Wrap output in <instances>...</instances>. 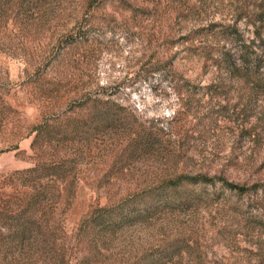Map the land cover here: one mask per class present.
Wrapping results in <instances>:
<instances>
[{"label": "rangeland", "instance_id": "374dc122", "mask_svg": "<svg viewBox=\"0 0 264 264\" xmlns=\"http://www.w3.org/2000/svg\"><path fill=\"white\" fill-rule=\"evenodd\" d=\"M262 12L0 0V212L34 224L0 226V264H264V86L215 62L264 58Z\"/></svg>", "mask_w": 264, "mask_h": 264}, {"label": "trees", "instance_id": "16d2710c", "mask_svg": "<svg viewBox=\"0 0 264 264\" xmlns=\"http://www.w3.org/2000/svg\"><path fill=\"white\" fill-rule=\"evenodd\" d=\"M264 24V12L257 14V19ZM215 62L220 63L219 65L224 67L227 73H229L231 76L242 80L247 83L253 84L255 87L258 86H264V58L255 52L253 53L249 47H245V51H242V53L238 57V61L234 59V57L230 56L229 54H222L220 59L216 60ZM35 170H29V173H34ZM218 179L216 178H209L208 176H198V177H184L179 180V182H185L188 184L196 185V184H205V185H215L216 181ZM220 180V179H219ZM223 181V187L226 188L229 191L235 192L237 194H243L246 192L245 187H241L237 184L230 183L226 180ZM34 186V188H33ZM30 187L31 191L29 194H26L27 197H29V200L34 201L36 203L39 201V198L42 195L41 189L39 187H36L33 185ZM29 187V186H27ZM261 187L260 185H257L254 187V189ZM47 190V189H44ZM35 208L34 206L30 208V212ZM28 209V208H27ZM150 207H146L142 214L140 215L142 217H147L151 213ZM7 211L0 212V226L3 224L11 232L12 240L15 242L22 241L26 238V234L28 233L29 227L33 224V215L30 213V217H27V219H24V223H22L23 214L20 212L17 213H9ZM35 213V212H34ZM32 213V214H34ZM129 213H133L129 211ZM120 218L122 221L125 219H128V213L124 212L123 210L120 213Z\"/></svg>", "mask_w": 264, "mask_h": 264}]
</instances>
